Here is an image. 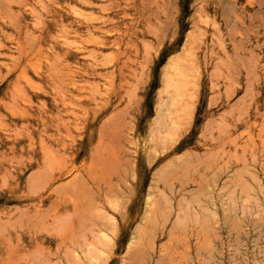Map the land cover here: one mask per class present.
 Instances as JSON below:
<instances>
[{
    "label": "rangeland",
    "instance_id": "1",
    "mask_svg": "<svg viewBox=\"0 0 264 264\" xmlns=\"http://www.w3.org/2000/svg\"><path fill=\"white\" fill-rule=\"evenodd\" d=\"M250 11L0 0V264H264L257 29L227 59ZM86 169L117 194L74 215Z\"/></svg>",
    "mask_w": 264,
    "mask_h": 264
},
{
    "label": "bare ground",
    "instance_id": "2",
    "mask_svg": "<svg viewBox=\"0 0 264 264\" xmlns=\"http://www.w3.org/2000/svg\"><path fill=\"white\" fill-rule=\"evenodd\" d=\"M189 45V44H188ZM185 47H187V46H185ZM182 53V52H181ZM179 55V54H178ZM175 56H177V55H175ZM171 58H174V56L173 57H171ZM176 58H177V60H178V57H175L174 59L176 60ZM170 59V58H169ZM173 59V60H174ZM174 60V61H175ZM171 61H172V59H171ZM173 64L174 63H176L177 64V62H172ZM172 63H170L169 65L170 66H168L167 64H168V62H167V64H166V66L167 67H171V65H172V67L171 68H174L175 66L172 64ZM178 66V65H177ZM166 67V68H167ZM185 67V66H184ZM166 68H165V70H166ZM171 68H167L168 70H166V73H167V75H170L169 74V72L168 71H170V69ZM190 69V68H189ZM175 73V72H174ZM186 73V72H185ZM172 74H173V72H172ZM174 75V74H173ZM184 75H186V74H184ZM190 75H192V74H190ZM164 76L165 77H168V76H166L165 75V73H164ZM175 76V75H174ZM174 76H172L171 78H174ZM193 76H195V75H193ZM197 77H198V75H197ZM166 79V78H165ZM171 81V80H170ZM197 81V80H196ZM185 83V82H184ZM194 84H195V81H194ZM189 88H193V86L192 87H189ZM118 89V88H117ZM117 89H115V90H117ZM191 90H193V93H194V89H191ZM118 91V90H117ZM196 91V90H195ZM113 93V92H112ZM110 95H112V94H110ZM109 95V96H110ZM117 97V96H116ZM185 100H187V99H185ZM114 101V100H113ZM190 101V100H189ZM112 102V101H111ZM118 103V102H117ZM190 103H191V101H190ZM175 104V103H174ZM193 104V103H192ZM123 111V110H122ZM101 113V112H100ZM115 114V113H114ZM117 115H118V112L116 113ZM115 114V115H116ZM112 114H110V116L109 117H107V119H105L106 121H108V122H106L105 123V126H107V128H108V125L109 124H116V123H114V122H112V120H111V118L113 119V115L111 116ZM98 116V115H97ZM122 116V115H121ZM110 119V120H109ZM104 120V119H103ZM117 120V119H116ZM118 121V120H117ZM116 121V122H117ZM122 122V121H121ZM121 122H119V123H121ZM110 125V126H111ZM159 125V124H158ZM109 126V127H110ZM118 126V125H117ZM106 128V127H105ZM105 128L103 129V130H105ZM106 128V129H107ZM114 128V127H113ZM105 133V132H104ZM109 133V132H108ZM107 133V134H108ZM114 133V132H113ZM100 136H102V135H100ZM99 136V137H100ZM115 136V135H114ZM101 138V137H100ZM118 140V139H117ZM116 140V141H117ZM109 141H111V140H109ZM112 142V141H111ZM115 142V141H114ZM109 144V143H108ZM107 143H106V145H108ZM111 144V143H110ZM115 144V143H114ZM106 147V146H105ZM120 147V146H119ZM112 148H114L115 149V147H112ZM123 148V147H122ZM109 149V148H108ZM108 149H106V150H108ZM113 149V150H114ZM95 150V149H94ZM94 150H93V152H94ZM112 153H117V152H115V151H112L111 153H110V156H111V154ZM90 154V153H89ZM95 155V154H94ZM102 155V154H101ZM96 156H100V155H96ZM108 157V156H107ZM112 157V156H111ZM115 157H117L116 155H115ZM73 158V157H72ZM109 159V158H108ZM116 159H118V157L116 158ZM115 159V160H116ZM96 160V159H95ZM111 160H113V158L111 159ZM115 160H113V161H111L112 163L115 161ZM124 160V159H123ZM72 161V160H71ZM108 161H110V159L109 160H103L102 162H101V165L102 166H105V165H107V164H109L108 163ZM110 162V163H111ZM127 162V161H126ZM94 165V164H93ZM112 165V164H111ZM130 165V164H129ZM133 165V164H132ZM99 166V165H98ZM181 166V165H180ZM171 169V168H170ZM94 170V169H93ZM93 170L92 171H90V169H86L85 170V173H84V178H85V180H86V182L87 183H89V187L87 188V187H83L82 188V190H78V192H76V195L71 199V206H72V209H73V214L74 215H82L84 212H83V210H84V208L86 207V205H88V204H94L95 206H98V203L100 204L101 203V200H107L106 198H108V196H110V195H114V196H116V191L118 190L117 188H115L114 187V185H112V183H110V182H106L105 181V179H104V177H105V172H103L102 173V171H100V173H98V174H96V175H93L91 172H93ZM163 170H165V169H163ZM162 170V171H163ZM81 174V173H80ZM108 174V173H107ZM134 174V173H133ZM132 174V175H133ZM79 176V175H78ZM77 176V177H78ZM77 177H76V179H77ZM109 178L110 179H113V178H116V179H118V173L116 172H114V174H110L109 175ZM74 179V178H73ZM57 180V179H56ZM114 180V179H113ZM72 181H74L73 182V185H75V184H77V182H75V180H72ZM71 181V182H72ZM77 181V180H76ZM108 181V180H107ZM69 182H70V180H69ZM68 182V183H69ZM75 183V184H74ZM116 183V182H115ZM155 188V187H154ZM200 189V188H199ZM75 190V189H74ZM159 190V189H158ZM75 191H77V190H75ZM190 191H192V190H190ZM148 194V193H147ZM161 196H163L164 197V195H161ZM53 198V197H52ZM117 198V197H116ZM156 198H160V196L158 195V197H156ZM84 199H86V200H88L89 202H87V204L86 203H84ZM126 200V199H125ZM165 200H166V197H165ZM53 202V201H52ZM152 202V201H151ZM164 203H168L169 204V202H164ZM179 204V203H178ZM56 205V204H55ZM103 205V204H102ZM123 205V204H122ZM149 205V204H148ZM165 205V204H164ZM166 207H167V205L165 206V207H163V209L165 208L166 209ZM121 208V207H120ZM122 208H124V207H122ZM87 209V208H86ZM85 209V210H86ZM93 209V208H92ZM125 209V208H124ZM146 209H148V208H146ZM166 211V210H165ZM164 211V212H165ZM122 212V211H121ZM92 213V212H91ZM160 213V212H159ZM183 213V212H182ZM85 214H86V212H85ZM164 215H165V213H163ZM121 215V214H120ZM143 215V214H142ZM89 216H90V214H89ZM143 217V216H142ZM164 217V216H163ZM62 218V217H61ZM73 219H75V218H73ZM105 219H107V218H105ZM28 220V219H27ZM96 220V219H95ZM155 220V219H154ZM107 221V220H106ZM28 222V221H27ZM66 222V221H65ZM90 222V221H89ZM95 222V221H94ZM149 222H150V220H149ZM154 222V221H153ZM152 222V223H153ZM81 223V222H80ZM91 224H92V222H91ZM109 224V223H108ZM176 224V223H175ZM46 225V224H45ZM107 225V224H106ZM138 225V224H137ZM146 225H147V223H146ZM78 227H79V225H77ZM142 227V226H141ZM58 228V227H57ZM90 228V227H89ZM139 228H136L135 230H138ZM149 229V228H148ZM143 230V229H142ZM104 232V231H103ZM139 232V231H138ZM142 232H145L144 230L142 231ZM152 232V231H151ZM141 233V232H140ZM144 234V233H143ZM146 234H148V235H150L149 234V232H145V234L144 235H146ZM140 239V238H139ZM131 242V241H130ZM134 244H135V242H134ZM85 246V245H84ZM128 247V246H127ZM136 247V246H135ZM151 250V249H150ZM35 251V250H34ZM145 253H147V252H145ZM132 254V253H131ZM156 263V262H155Z\"/></svg>",
    "mask_w": 264,
    "mask_h": 264
},
{
    "label": "crops",
    "instance_id": "3",
    "mask_svg": "<svg viewBox=\"0 0 264 264\" xmlns=\"http://www.w3.org/2000/svg\"><path fill=\"white\" fill-rule=\"evenodd\" d=\"M249 6L251 8V11L249 13V18L251 19L248 25L243 24L242 26V37L237 38L234 37V49L233 53L228 54L227 59L228 62H234L236 60H245L247 58L246 54L240 55V52L235 53V49L238 48L240 44L245 45L247 43V40L249 38V34L247 30L250 33V29H257L258 36L260 35V38H258L257 44H259L262 47L261 54L259 53L258 57L260 61H264V0H244V6ZM248 28V29H247ZM248 34V35H247ZM236 45V48H235ZM264 65V64H263ZM227 76H236V73L231 72L228 73ZM257 76V83L258 87L262 88V83H264V67L259 69L256 72ZM260 83V84H259ZM253 89L250 87V85L243 84L242 86V93L246 94L250 91H257V86L252 85ZM234 91H237V88H234Z\"/></svg>",
    "mask_w": 264,
    "mask_h": 264
}]
</instances>
